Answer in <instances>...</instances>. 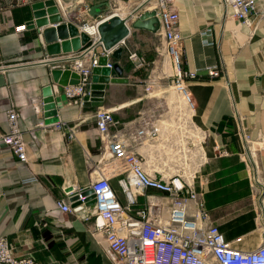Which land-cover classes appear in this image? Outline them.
<instances>
[{"label":"crops","instance_id":"0c3cea01","mask_svg":"<svg viewBox=\"0 0 264 264\" xmlns=\"http://www.w3.org/2000/svg\"><path fill=\"white\" fill-rule=\"evenodd\" d=\"M47 1L0 0V134L8 130L6 112L15 109L28 157L26 162L19 161L0 140V236L7 239L15 257L31 255L39 264H112L93 232L94 217L84 219L82 213L62 212L56 205L65 188H87L95 178L93 170L106 166L104 142L93 113L102 107L128 127L142 117L153 120L157 135L134 147L146 170L152 171L163 167L166 139H178L173 136L174 125L169 124L175 108L185 109V104L173 89V73L162 71L167 57L159 24L155 31L132 26L151 9L149 4L127 20L130 33L113 49L121 48V52L109 61L118 63L122 72L111 70L114 80L105 84L101 105L86 104L90 99L85 98L83 103L66 99L63 85L52 73L63 66L48 61L71 52L48 55L43 30L66 21L79 28L92 26L111 11L128 17L141 0H52L57 11H46L41 17L47 23L38 26L32 5L42 2L41 9L46 10ZM96 4H100V15H89V8ZM172 5L178 12L182 67L196 73L184 79L194 103L191 118L208 132L194 186L224 237L235 248L252 250L264 233V201L260 202L259 187L250 179L254 174L264 184V1L257 0L251 25L240 23L221 0H172ZM54 14L59 21H52ZM29 22L33 26L15 31L17 25ZM206 29L210 34L203 33ZM131 51L144 57V66L135 68L128 58ZM213 65H219L221 76L208 74ZM149 77L156 79L150 93L144 89ZM46 87L51 89L54 109L45 108ZM168 90L175 95L173 100ZM39 121H61L64 129L42 128ZM244 134L255 148L252 158ZM253 163L258 168L249 171L247 165ZM120 176L112 173L109 179L125 204ZM138 200L142 203L143 197ZM239 236L242 239L236 242Z\"/></svg>","mask_w":264,"mask_h":264},{"label":"built area","instance_id":"2783aa9c","mask_svg":"<svg viewBox=\"0 0 264 264\" xmlns=\"http://www.w3.org/2000/svg\"><path fill=\"white\" fill-rule=\"evenodd\" d=\"M132 1V0H116ZM146 0H141L140 4ZM232 9V15L242 24L251 25L256 12L257 0H221ZM264 1V0H263ZM149 11H154L159 24V32L164 40L163 53L174 65L173 89L181 95L185 109L176 107L173 113L174 137L166 139L162 146L163 167L147 171L144 161L135 151V146L151 140L158 133L156 123L142 117L135 125L126 126L113 114L102 108L94 113L95 128L104 142L102 157L106 166L95 168V178L87 188L69 187L64 196L56 201L62 212L77 211L84 219L93 216V232L103 242L104 252L112 264H264V233L260 243L252 250L235 248L219 227L214 224L205 209L201 193L194 186L199 167L204 162L202 142L208 132L196 126L191 118L194 103L187 94L184 79L195 77L196 73L186 71L181 65L178 28V12L172 0H154ZM150 4V2L148 3ZM114 13L111 11L93 23L95 31L88 34L90 41L81 49L50 58L54 65H62L77 75L76 83L63 86V94L68 100L84 102L90 96L93 68L99 65V58H107L106 67L113 49H104L98 42L96 23ZM70 22V21H66ZM28 23L15 27L23 32ZM85 28L83 24L82 29ZM204 34H210L206 29ZM100 50H97V47ZM135 68H141L146 60L137 51L128 54ZM208 74L221 76L219 65L208 67ZM156 84L149 77L144 89L150 93ZM8 130L0 134L1 142L21 162H26L27 150L23 131L19 125V114L15 109L6 112ZM42 128L64 129V123L39 121ZM70 137L73 133L69 134ZM248 143V154L252 158L251 138L244 134ZM252 155V156H251ZM248 170H257L256 163L247 165ZM121 174L118 184L125 197V204L118 199L110 184L109 175ZM252 173V172H251ZM252 184L259 187L260 202L264 201V184L258 176H250ZM90 189V193L85 191ZM71 196L76 199L70 201ZM142 196V203L138 197ZM73 202H78L72 206ZM264 232V226H263ZM236 237L235 241H241ZM0 264H39L34 257H15L7 239L0 236Z\"/></svg>","mask_w":264,"mask_h":264},{"label":"water","instance_id":"95a60500","mask_svg":"<svg viewBox=\"0 0 264 264\" xmlns=\"http://www.w3.org/2000/svg\"><path fill=\"white\" fill-rule=\"evenodd\" d=\"M147 2L148 0L138 5L128 17H121L117 13H110L104 18L100 19L96 23L97 31L99 34L97 43H100L106 50L117 47L121 42L125 40V38L130 33V29L127 25V20L133 14H135V12L144 7ZM45 5L48 6L46 10L41 9L44 6L42 2L34 3L32 5L33 9H36L35 16L38 18L35 20V23L38 26L47 23V19L41 17L45 15L46 11L49 14L55 13L57 11L56 7L53 5L52 0L47 1ZM99 8L100 4L91 6L88 10L89 15L99 16L101 13V10ZM51 17L52 21L60 20V16L58 14H54ZM157 24L158 20L155 16L154 11H144L137 17L136 20L132 22L133 27L145 28L152 31H155L157 29ZM28 25L33 26V24L30 22ZM43 36L45 42L47 43L45 47L46 52L50 56L60 54L61 52L67 53L78 51L90 41L89 35L83 29L79 28L72 22L60 23L56 27H47L43 30ZM58 39H61L62 41H58ZM120 52L121 48H118L113 51L112 56L118 58ZM48 62H53V60H49ZM106 62L107 58L101 56L99 58V65L93 68L91 78L92 83L89 87L90 96L84 97L86 100L90 99V101H86V104H92L95 106L101 105V97L103 96L105 84L114 80L110 78L111 70L113 69L118 73L122 72V69L118 63H113L112 68H108L105 66ZM52 73L55 80H58V83L63 86L67 83L77 82V75L68 69H56L53 70ZM44 94V102L46 103L45 108L54 109L55 103L51 95L50 87H46V89L44 90ZM85 192L90 193L91 190L87 189ZM75 199L76 196L70 197V201H73ZM77 203L78 202H73L72 206H75Z\"/></svg>","mask_w":264,"mask_h":264},{"label":"rangeland","instance_id":"374dc122","mask_svg":"<svg viewBox=\"0 0 264 264\" xmlns=\"http://www.w3.org/2000/svg\"><path fill=\"white\" fill-rule=\"evenodd\" d=\"M180 53H181V65H182L183 64V60H182V52H181V50H180ZM162 71L164 73H166L167 75L173 73V71H174V65L172 64V62L168 58L166 59V62L164 63V65L162 67ZM157 73H159V72L157 71ZM167 95H168V98H170L172 100L174 99V95L172 94L171 90H168Z\"/></svg>","mask_w":264,"mask_h":264},{"label":"bare ground","instance_id":"6f19581e","mask_svg":"<svg viewBox=\"0 0 264 264\" xmlns=\"http://www.w3.org/2000/svg\"><path fill=\"white\" fill-rule=\"evenodd\" d=\"M150 2V7H152V6H154V4H155V2H154V0H148V2H147V4ZM146 4V5H147ZM114 13H116V11L114 12ZM118 14V13H117ZM71 22V21H70ZM67 23V22H66ZM82 29V28H81ZM83 30L87 33V34H90V33H93V31H95V27H93V25L92 26H89V25H85V28H83ZM168 58V57H167ZM169 59V58H168ZM170 60V59H169ZM175 96V95H174ZM181 97V96H180ZM182 98V97H181ZM180 100V99H179ZM178 100V101H179ZM182 100V99H181ZM171 101V100H170ZM170 101H169V103H170ZM172 102V101H171ZM175 106V105H174ZM178 106H180V103H179V105ZM175 108V107H174ZM193 114V113H192ZM169 123V122H168ZM165 123H163V125H164ZM165 126V125H164Z\"/></svg>","mask_w":264,"mask_h":264}]
</instances>
